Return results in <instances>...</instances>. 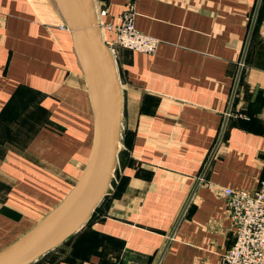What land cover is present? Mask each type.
<instances>
[{"label":"crops","instance_id":"1","mask_svg":"<svg viewBox=\"0 0 264 264\" xmlns=\"http://www.w3.org/2000/svg\"><path fill=\"white\" fill-rule=\"evenodd\" d=\"M93 3L112 23L134 5L137 29L160 44L114 57L112 182L94 217L34 264H219L236 239L223 189L264 179V0L245 55L258 0ZM45 17L30 0H0V251L67 196L92 146L72 32Z\"/></svg>","mask_w":264,"mask_h":264},{"label":"water","instance_id":"2","mask_svg":"<svg viewBox=\"0 0 264 264\" xmlns=\"http://www.w3.org/2000/svg\"><path fill=\"white\" fill-rule=\"evenodd\" d=\"M48 2L72 32L73 52L87 81L93 108L92 146L83 172L72 190L31 230L0 251V264H34L75 236L107 194L117 164L122 90L116 61L98 26L93 0ZM260 2L258 0L251 21L244 55Z\"/></svg>","mask_w":264,"mask_h":264},{"label":"built area","instance_id":"3","mask_svg":"<svg viewBox=\"0 0 264 264\" xmlns=\"http://www.w3.org/2000/svg\"><path fill=\"white\" fill-rule=\"evenodd\" d=\"M107 10L98 12V26L111 53L116 57V47L133 52L153 54L160 40L139 31L135 25L134 5H127L117 23L105 21ZM62 29L69 28L61 24ZM112 34L107 38L106 34ZM227 212L233 221L235 243L225 253L219 264H264V179L254 191L223 189Z\"/></svg>","mask_w":264,"mask_h":264},{"label":"rangeland","instance_id":"4","mask_svg":"<svg viewBox=\"0 0 264 264\" xmlns=\"http://www.w3.org/2000/svg\"><path fill=\"white\" fill-rule=\"evenodd\" d=\"M34 7L36 8L37 12L40 14L42 19H46V15L47 13H51V16L53 17V15L55 16V12L53 11L51 5L49 4L48 0H30ZM100 10H107L106 7L100 8ZM108 14H106L104 17H106ZM104 19V18H102ZM106 21V20H105ZM109 22V21H108ZM119 49H121L120 47H116V57L118 55V51ZM124 49V48H122ZM58 95V92H57Z\"/></svg>","mask_w":264,"mask_h":264},{"label":"trees","instance_id":"5","mask_svg":"<svg viewBox=\"0 0 264 264\" xmlns=\"http://www.w3.org/2000/svg\"><path fill=\"white\" fill-rule=\"evenodd\" d=\"M96 210H97V209H96ZM95 212H96V211H94V214H92V218L94 217V215H95ZM92 218H91V219H92ZM66 243H67V242H66Z\"/></svg>","mask_w":264,"mask_h":264}]
</instances>
